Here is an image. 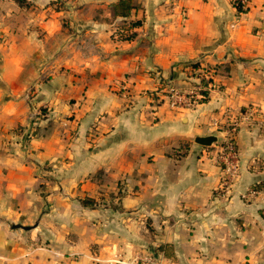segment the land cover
Returning <instances> with one entry per match:
<instances>
[{
  "label": "crops",
  "instance_id": "1",
  "mask_svg": "<svg viewBox=\"0 0 264 264\" xmlns=\"http://www.w3.org/2000/svg\"><path fill=\"white\" fill-rule=\"evenodd\" d=\"M47 1L63 2L0 28V264H264V189L242 197L264 183V0H132L127 17L120 0ZM193 86L203 102L169 106ZM118 182L121 211L82 206Z\"/></svg>",
  "mask_w": 264,
  "mask_h": 264
},
{
  "label": "built area",
  "instance_id": "2",
  "mask_svg": "<svg viewBox=\"0 0 264 264\" xmlns=\"http://www.w3.org/2000/svg\"><path fill=\"white\" fill-rule=\"evenodd\" d=\"M233 4L237 10L245 11L247 9L248 0H233ZM195 80L198 82H205L207 87L212 85V76L208 68H197L195 71ZM205 90V89H204ZM202 88L199 86H193L186 92H180L175 89H169V104L173 108H186L190 109L195 107L200 100L205 96L201 94ZM39 115L38 111H31L30 119L35 120ZM235 132V126H232L228 131V135L218 147L219 155L217 157V163L220 165L224 178L219 183L216 192L226 194L231 189L230 182L236 178L239 170V154L235 142L233 140V134ZM251 192L248 195H251ZM144 264H160L156 259L152 257H146L140 259Z\"/></svg>",
  "mask_w": 264,
  "mask_h": 264
},
{
  "label": "rangeland",
  "instance_id": "3",
  "mask_svg": "<svg viewBox=\"0 0 264 264\" xmlns=\"http://www.w3.org/2000/svg\"><path fill=\"white\" fill-rule=\"evenodd\" d=\"M2 3V9L0 10L2 12V15H0V28H4L5 26H9L8 28L11 29H16V28H25V26H31V25H35L38 24L40 19L43 18L42 14L44 12L43 15H46L48 11H52L53 8L56 9L59 3L62 5V2H50L49 1H45V0H6L5 2H2V0H0ZM34 7V8H33ZM42 13L41 15H37V13ZM36 13V14H35ZM35 14V15H34ZM121 91H124V89H121ZM168 99H169V94H168ZM169 101V100H168ZM170 106V105H169ZM39 112V111H38ZM40 113V112H39ZM223 141H221L218 145H217V150H216V160L217 157L219 155V150L218 147L222 144ZM236 145V144H235ZM178 150V149H176ZM238 150V149H237ZM176 154V153H175ZM183 154V153H181ZM239 154V153H238ZM220 166V165H219ZM221 169V167H220ZM224 174L222 172L221 169V176H220V180L219 183H221L222 179L224 178ZM125 180V179H124ZM235 178L233 180H231L230 185L232 187L233 182H234ZM124 186L125 183H121L118 182L114 188V197L112 198L113 201H111L109 203L105 202L104 199H92L89 197H84L81 199H92L94 202L92 205L85 207V208H91L93 207L95 204L98 205H107L109 207H111L112 209H115L117 211H121V200L123 199V195H125V190H124ZM254 189V188H253ZM251 189L247 192H245V196H242L244 198L246 197H255L257 195V189ZM251 192H253L251 195ZM112 204V205H111Z\"/></svg>",
  "mask_w": 264,
  "mask_h": 264
},
{
  "label": "trees",
  "instance_id": "4",
  "mask_svg": "<svg viewBox=\"0 0 264 264\" xmlns=\"http://www.w3.org/2000/svg\"><path fill=\"white\" fill-rule=\"evenodd\" d=\"M111 7L113 9V13L115 16L127 17L130 14V12L133 10L134 4H133L132 0H120V1L112 4ZM193 67H195V66H193ZM202 85L206 86V83L203 82ZM205 91L206 90H204V89L201 91V94L205 95V97L202 100H200L201 102H203L206 99V92ZM174 157L176 158V160L180 161L184 157V154H175ZM253 188L264 189V183L258 184L256 186H254ZM93 202L94 201L92 199H84V200H82L81 204L85 207H88V206L92 205Z\"/></svg>",
  "mask_w": 264,
  "mask_h": 264
},
{
  "label": "water",
  "instance_id": "5",
  "mask_svg": "<svg viewBox=\"0 0 264 264\" xmlns=\"http://www.w3.org/2000/svg\"><path fill=\"white\" fill-rule=\"evenodd\" d=\"M194 142L202 147H210L216 142V138L214 136L197 137Z\"/></svg>",
  "mask_w": 264,
  "mask_h": 264
}]
</instances>
